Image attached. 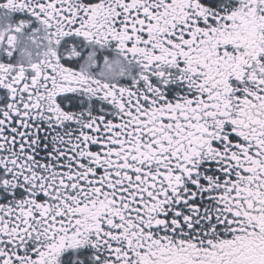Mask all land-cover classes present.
Instances as JSON below:
<instances>
[{
	"label": "snow or ice",
	"instance_id": "snow-or-ice-1",
	"mask_svg": "<svg viewBox=\"0 0 264 264\" xmlns=\"http://www.w3.org/2000/svg\"><path fill=\"white\" fill-rule=\"evenodd\" d=\"M0 264H264V0H0Z\"/></svg>",
	"mask_w": 264,
	"mask_h": 264
}]
</instances>
